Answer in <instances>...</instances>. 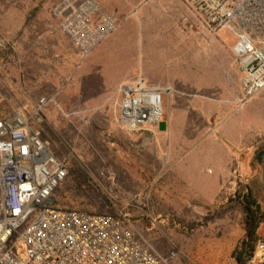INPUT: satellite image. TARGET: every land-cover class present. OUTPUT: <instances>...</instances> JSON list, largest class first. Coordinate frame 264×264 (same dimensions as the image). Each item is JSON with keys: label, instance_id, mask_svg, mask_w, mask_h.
<instances>
[{"label": "crops", "instance_id": "1", "mask_svg": "<svg viewBox=\"0 0 264 264\" xmlns=\"http://www.w3.org/2000/svg\"><path fill=\"white\" fill-rule=\"evenodd\" d=\"M25 1L30 7L0 9V38L8 42L0 50V96L12 111L54 98L74 127L114 128L113 96L121 84L141 79L167 95L166 129L154 144L167 148L165 160L177 165V184L192 197L185 203L215 201L233 168L259 181L264 155L255 167L248 155L264 151V101L250 105L254 96L240 104L230 32L209 34L183 0H96L118 27L82 57L51 16L59 0ZM98 19L92 16L93 23ZM147 132L153 131L135 134ZM173 192L177 208L179 190Z\"/></svg>", "mask_w": 264, "mask_h": 264}, {"label": "built area", "instance_id": "2", "mask_svg": "<svg viewBox=\"0 0 264 264\" xmlns=\"http://www.w3.org/2000/svg\"><path fill=\"white\" fill-rule=\"evenodd\" d=\"M183 1L209 34H232L240 104L256 96L264 88V0ZM51 16L82 57L118 27L96 0H59ZM7 48L0 38V50ZM164 93L141 79L121 84L116 121L128 132L158 131ZM50 101L41 98L37 106ZM67 173L28 118L0 113V264H169L123 214L56 206L54 193ZM247 264H264V240Z\"/></svg>", "mask_w": 264, "mask_h": 264}, {"label": "rangeland", "instance_id": "3", "mask_svg": "<svg viewBox=\"0 0 264 264\" xmlns=\"http://www.w3.org/2000/svg\"><path fill=\"white\" fill-rule=\"evenodd\" d=\"M25 2L0 0V9L30 7ZM262 90L250 105L264 101ZM166 97L163 98L165 119L169 112ZM52 99L42 109L35 104L20 108L41 139L66 164L67 176L54 193L56 206L123 214L133 220L139 234L169 264H235L233 251L247 229L239 195L249 185L264 203L263 157L258 162L257 154L251 155L252 150L248 155L254 167L262 164L259 181L251 180L252 175L238 174L233 168L215 201L208 198L200 200L197 206L194 201L189 205L185 199L190 201L191 195L177 184V165L165 160L167 148L154 144L157 130L139 138L135 132L122 128L116 121L117 116L114 128L101 122L74 127L68 122V114L62 113ZM117 100L116 92L112 98L116 109ZM11 105L0 96V113L16 109ZM113 138L115 142L110 145ZM175 189L179 190L177 208L171 202ZM261 233L264 237V227Z\"/></svg>", "mask_w": 264, "mask_h": 264}, {"label": "trees", "instance_id": "4", "mask_svg": "<svg viewBox=\"0 0 264 264\" xmlns=\"http://www.w3.org/2000/svg\"><path fill=\"white\" fill-rule=\"evenodd\" d=\"M239 203L245 211L247 229L232 256L235 264H247L252 259L257 244L264 240L261 233V228L264 227V203L249 185H246L245 192L239 195Z\"/></svg>", "mask_w": 264, "mask_h": 264}, {"label": "water", "instance_id": "5", "mask_svg": "<svg viewBox=\"0 0 264 264\" xmlns=\"http://www.w3.org/2000/svg\"><path fill=\"white\" fill-rule=\"evenodd\" d=\"M166 129V122L165 121H160L159 124H158V130L159 131H165ZM264 155V151H260L257 153V156H256V159L258 162L261 161V158L263 157Z\"/></svg>", "mask_w": 264, "mask_h": 264}]
</instances>
